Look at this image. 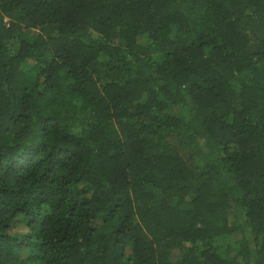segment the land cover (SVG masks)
I'll return each mask as SVG.
<instances>
[{"label": "trees", "instance_id": "obj_1", "mask_svg": "<svg viewBox=\"0 0 264 264\" xmlns=\"http://www.w3.org/2000/svg\"><path fill=\"white\" fill-rule=\"evenodd\" d=\"M0 264H264V0H0Z\"/></svg>", "mask_w": 264, "mask_h": 264}]
</instances>
